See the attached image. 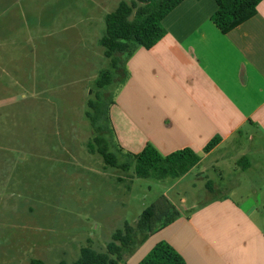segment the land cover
Wrapping results in <instances>:
<instances>
[{
  "label": "rangeland",
  "instance_id": "1",
  "mask_svg": "<svg viewBox=\"0 0 264 264\" xmlns=\"http://www.w3.org/2000/svg\"><path fill=\"white\" fill-rule=\"evenodd\" d=\"M131 1L18 0L8 11L3 3L0 264H73L84 247L105 253L118 230L163 196L181 211L206 200L195 174L177 185L137 178L97 153L86 114L96 80L110 67L100 44L105 16ZM239 180L238 201L252 193L254 179ZM157 243L149 237L121 264H138Z\"/></svg>",
  "mask_w": 264,
  "mask_h": 264
},
{
  "label": "crops",
  "instance_id": "2",
  "mask_svg": "<svg viewBox=\"0 0 264 264\" xmlns=\"http://www.w3.org/2000/svg\"><path fill=\"white\" fill-rule=\"evenodd\" d=\"M17 2L0 0V15L3 3L8 11ZM216 10L214 0H184L167 15L166 35L126 61L129 77L109 116L124 152L150 144L163 156L190 148L201 158L174 185L195 174L206 200L179 209L178 220L151 236L156 242L187 264H264V0L227 34L212 21ZM242 175L254 181L238 201Z\"/></svg>",
  "mask_w": 264,
  "mask_h": 264
},
{
  "label": "trees",
  "instance_id": "3",
  "mask_svg": "<svg viewBox=\"0 0 264 264\" xmlns=\"http://www.w3.org/2000/svg\"><path fill=\"white\" fill-rule=\"evenodd\" d=\"M184 0H133L121 2L117 9L105 16L106 31L100 44L104 56L110 60L109 69L101 72L96 80L95 97L88 102L86 117L96 133L97 153L106 164L123 171L133 169L137 178L157 180L180 179L197 166L201 158L190 148L163 156L148 144L139 154H131L115 142L109 110L115 103V94L107 93L113 85L122 86L129 77L126 61L140 49L153 48L165 35L163 20ZM217 10L212 21L227 34L257 14L263 0H214ZM123 59V60H122ZM118 80V81H116ZM116 143H111V139ZM221 138L213 139L205 147L208 153ZM117 145V146H116ZM91 148H94L90 144ZM181 217V212L165 196L144 210L133 224L126 223L118 230L105 253L90 247L81 249L80 257L73 264H121L126 255L149 237L168 227ZM32 264H42L35 261ZM138 264H187L171 245L159 242Z\"/></svg>",
  "mask_w": 264,
  "mask_h": 264
}]
</instances>
